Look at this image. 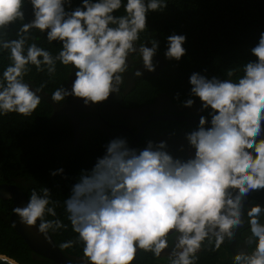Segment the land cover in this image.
<instances>
[{
	"label": "clouds",
	"instance_id": "1",
	"mask_svg": "<svg viewBox=\"0 0 264 264\" xmlns=\"http://www.w3.org/2000/svg\"><path fill=\"white\" fill-rule=\"evenodd\" d=\"M29 3L33 19L21 24L18 38L0 40L10 60L0 76V115L31 117L40 105L46 85L33 89L25 82L30 66L50 76L57 62L75 70L71 89L62 86L51 94L57 105L69 96L86 106L101 104L121 94L126 74L140 78L144 71L155 72L160 41L140 39L149 29L148 14L164 11L167 0H81L75 8L72 0ZM24 5L25 0H0V31L25 20ZM121 8L124 14L117 15ZM33 29L46 34L49 43L62 45L57 55L27 44ZM166 40L165 58L180 61L186 36L173 33ZM250 52L256 59L242 66L236 80L232 69L223 79L190 75L189 98L182 106L192 108L198 98L200 110L207 111L185 135L193 156L174 158L166 141L149 140L137 149L125 138H114L91 170H81L64 205L86 264H133L139 250L160 258L169 249L170 264H196L205 242L219 250L225 241L236 242L246 225V247L237 245L232 264H264V207L248 208L247 220L244 211L249 194L264 190V32ZM134 56L143 70L131 60ZM57 203L44 187L40 193L33 190L28 203L13 212L47 237L67 228L59 218H46L57 216Z\"/></svg>",
	"mask_w": 264,
	"mask_h": 264
},
{
	"label": "trees",
	"instance_id": "2",
	"mask_svg": "<svg viewBox=\"0 0 264 264\" xmlns=\"http://www.w3.org/2000/svg\"><path fill=\"white\" fill-rule=\"evenodd\" d=\"M80 2L72 0V8ZM167 4L164 11L148 14L149 29L141 34L140 39V43L152 39L160 41L158 54L164 64L158 72L137 78L121 99L122 106L149 104L159 94H165L176 105H182L189 98V77L192 73H201L209 78L215 75L223 79L229 78L227 72L232 69L234 75L231 79L236 80L243 75L242 66L248 60L256 59L250 49L256 46L260 33L264 32V0H167ZM24 13V21H17L7 31H0V40L18 38L21 24L33 19L29 0H25ZM116 14L123 15V8ZM173 33L186 36L183 45L186 54L180 61H170L164 56L166 38ZM29 37L27 44L36 43L53 56L62 47L59 42L49 43L46 34L36 29L31 31ZM148 46L151 47V44ZM8 56L6 50L0 49V76L10 63ZM30 67L25 82L33 89L41 84L46 86L40 93L41 103L31 117L16 113L0 115V183L18 185L27 199L33 190L40 193L44 187L50 189L51 199L58 202L57 216L46 218H59L67 225L66 229L50 234L59 248L63 242L76 241L71 248L60 249L71 260L86 264L83 244L79 242L78 234L73 231L67 218L64 201L81 170H91L97 158L104 155L105 145L110 138L100 129L91 126L82 127L76 133L70 116L55 110L51 94L62 86L68 89L69 75L73 69L71 65L64 66L57 62L56 73L51 76L46 69L38 72L35 66ZM177 93L179 99L175 98ZM201 115L207 116V111L197 114L198 117ZM198 124L199 121L157 120L147 128L159 127L161 131L169 129L189 133ZM147 141L149 139L145 133L136 148L141 149ZM60 168L64 170L63 175L50 174ZM263 195L264 190L253 191L246 202L255 204ZM11 209L12 200L0 198V254L20 264H57L27 245L9 220ZM228 245L229 242L225 241L219 250L213 251L214 243L205 242L204 248L197 254L199 259L196 264H232L234 254L228 250ZM247 250L251 251L250 248ZM159 262L161 258L139 250L133 264Z\"/></svg>",
	"mask_w": 264,
	"mask_h": 264
},
{
	"label": "flooded vegetation",
	"instance_id": "3",
	"mask_svg": "<svg viewBox=\"0 0 264 264\" xmlns=\"http://www.w3.org/2000/svg\"><path fill=\"white\" fill-rule=\"evenodd\" d=\"M154 59L158 62L155 72L144 71L143 76L156 73L163 66L164 61L159 54H157ZM131 60L134 63H137L136 67L143 70L142 64L139 63V56L136 58L132 57ZM74 71V69H71L69 75L70 77L67 85L69 90L71 89L72 81L75 79ZM136 79L137 78L133 77L130 73L126 74V84L122 87L121 94L119 96L112 94L106 102L101 104L86 106L81 99L69 96L67 101L62 102L59 105L54 104V108L56 111L65 112L70 116L74 131L76 133H78L82 127L91 126L103 131L110 138V140L114 138H125L128 141V144H130L133 137L137 135L139 138L137 140L136 147L141 142L146 133L148 139L155 143L166 141L168 145L167 151L174 158L186 160L190 156H193L194 150L191 149L187 140L185 139V132L169 129L161 131L159 130V127L147 128L151 122L157 120H151L150 122H147L142 132H140V130L144 121L153 115L166 113L189 115L200 114V101L196 100L192 108H186L182 105H176L167 95L159 94L149 104H144L138 107L122 106L121 99L123 98L124 94H126L131 89ZM147 142L141 146V149L146 146ZM255 204H259L264 207V195ZM255 204H250L248 202L245 203V220H247V209ZM262 222H264V218H262ZM248 234L249 233L247 231L246 225L245 228H242L238 231L236 242H229L228 250L234 254L236 251L240 250L237 245L240 247H246L244 245V240ZM169 252L170 249L162 253L160 257V263L168 264L170 262L168 257Z\"/></svg>",
	"mask_w": 264,
	"mask_h": 264
},
{
	"label": "water",
	"instance_id": "4",
	"mask_svg": "<svg viewBox=\"0 0 264 264\" xmlns=\"http://www.w3.org/2000/svg\"><path fill=\"white\" fill-rule=\"evenodd\" d=\"M178 120V121H199V117L196 115L189 114H159L153 115L147 118L141 126L140 132H142L145 124L151 120ZM138 136L135 135L129 144L131 148H136ZM0 198L1 199H11L12 209L9 214V220L15 230L20 233L27 245L36 253L47 257L57 264H82L75 262L68 258L61 249L55 243L50 232L46 237L44 234L40 233L36 227L27 226L20 221V217L13 212L16 207H24L28 203V199L24 191L14 183H0ZM39 223V222H38ZM15 261V264H20L15 259L5 255L0 254V264H7V260Z\"/></svg>",
	"mask_w": 264,
	"mask_h": 264
},
{
	"label": "rangeland",
	"instance_id": "5",
	"mask_svg": "<svg viewBox=\"0 0 264 264\" xmlns=\"http://www.w3.org/2000/svg\"><path fill=\"white\" fill-rule=\"evenodd\" d=\"M159 264H162V263L159 262Z\"/></svg>",
	"mask_w": 264,
	"mask_h": 264
}]
</instances>
